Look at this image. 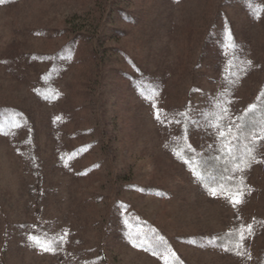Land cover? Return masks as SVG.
<instances>
[{
    "label": "rangeland",
    "instance_id": "1",
    "mask_svg": "<svg viewBox=\"0 0 264 264\" xmlns=\"http://www.w3.org/2000/svg\"><path fill=\"white\" fill-rule=\"evenodd\" d=\"M261 93L264 0H0V264H264Z\"/></svg>",
    "mask_w": 264,
    "mask_h": 264
},
{
    "label": "snow or ice",
    "instance_id": "2",
    "mask_svg": "<svg viewBox=\"0 0 264 264\" xmlns=\"http://www.w3.org/2000/svg\"><path fill=\"white\" fill-rule=\"evenodd\" d=\"M260 99H264V93H261V96L258 97V100ZM257 108L256 104L250 105L249 108L247 109V112H253L255 111ZM18 114L16 113H12L9 115L8 117V121L11 124V126H18L16 124V116ZM181 116H183L185 118V121L187 122L190 119V113L186 112V113H181ZM157 119H160L159 115H157ZM240 121H243L245 119L244 116H240L237 118ZM210 127H216L217 129H220V125L216 124V123H212L209 124ZM244 125L241 124L237 127V133H240L243 130ZM220 138L225 141V143L223 144V151L226 155L228 156H233L234 151H235V147L233 144V141L231 139L232 136V129L231 127H229L227 130H220ZM240 137L239 135L236 136V140H239ZM249 143L245 145V152H247V154L249 156L252 155L253 152V145L259 143L260 140H264V125L260 126V130L259 133H257L256 131H250L249 133ZM187 163V161H186ZM237 169L239 170V164H237ZM211 191V194L215 195L217 192L216 188H210L209 189ZM242 197H243V190L240 187H237L236 191L230 196V200L231 202L235 205V204H239L242 203ZM245 231H247L248 233H251V225H247V226H241L240 229H238L235 233H230L229 234V239L233 245V247L235 249H240L243 247V241L244 239H246L245 236ZM29 239H31L34 243L35 246L40 247L42 250L44 251H55V243L54 241L51 240H47L45 238H41L38 236H30ZM60 240H63V237L60 238ZM147 243L146 239L141 237V244ZM139 246V245H137ZM225 251H227L228 249L225 248ZM237 255H240L241 253L239 251H237L236 253ZM174 255V254H173ZM165 264H168L167 259H165Z\"/></svg>",
    "mask_w": 264,
    "mask_h": 264
},
{
    "label": "trees",
    "instance_id": "3",
    "mask_svg": "<svg viewBox=\"0 0 264 264\" xmlns=\"http://www.w3.org/2000/svg\"><path fill=\"white\" fill-rule=\"evenodd\" d=\"M246 64V63H245ZM134 81V80H133ZM226 97V95L224 96V98ZM224 104V103H223ZM222 105V104H221ZM221 105H220V107H219V109H215L216 111H217V118L219 119V120H222L221 122H224V120L225 119H227V118H229L231 115L229 114V112H230V110L228 109V108H224L223 106H222V108H221ZM0 112H1V110H0ZM14 112V111H13ZM212 122V121H211ZM249 129H250V127H249ZM249 131V130H248ZM248 137H249V135L247 134V138L246 139H248ZM249 143V141H247L246 142V144H248ZM253 147V151H254V145L252 146ZM248 157V156H247ZM248 163H246L245 164V170H247L248 168H249V166L247 165ZM178 264H181L180 262L178 263Z\"/></svg>",
    "mask_w": 264,
    "mask_h": 264
}]
</instances>
